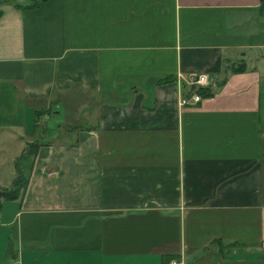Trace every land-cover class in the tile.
<instances>
[{"label": "crops", "instance_id": "crops-1", "mask_svg": "<svg viewBox=\"0 0 264 264\" xmlns=\"http://www.w3.org/2000/svg\"><path fill=\"white\" fill-rule=\"evenodd\" d=\"M27 2H0V183L56 126L0 264H264V0Z\"/></svg>", "mask_w": 264, "mask_h": 264}, {"label": "trees", "instance_id": "trees-1", "mask_svg": "<svg viewBox=\"0 0 264 264\" xmlns=\"http://www.w3.org/2000/svg\"><path fill=\"white\" fill-rule=\"evenodd\" d=\"M5 1H8V0H0V2H5ZM39 1L41 0H28L27 2L28 4H25V5H34ZM11 2L14 6H18V7L24 6V4L21 5V3H16L14 1H11ZM169 79H170L169 76H165L159 79V81H165ZM206 86L208 85H203V86H199L196 88V90L199 92L201 96L204 91L203 88ZM74 127H75L74 125H71V128H74ZM66 128L68 127L66 126ZM38 145H39V142L37 138L26 141L22 149L18 152L17 155H15V157L12 160L14 176L11 178L10 187L8 188L4 187L0 189V202L3 199L21 197L24 187L27 183V178H28L30 167H31L32 158L37 150ZM169 257H171V255H169Z\"/></svg>", "mask_w": 264, "mask_h": 264}, {"label": "built area", "instance_id": "built-area-1", "mask_svg": "<svg viewBox=\"0 0 264 264\" xmlns=\"http://www.w3.org/2000/svg\"><path fill=\"white\" fill-rule=\"evenodd\" d=\"M264 5V2H263ZM211 82L206 72H190L185 80V88L179 97V103L194 104L201 99V95L196 90L197 87L208 85ZM167 264H178L177 259L170 258Z\"/></svg>", "mask_w": 264, "mask_h": 264}, {"label": "rangeland", "instance_id": "rangeland-1", "mask_svg": "<svg viewBox=\"0 0 264 264\" xmlns=\"http://www.w3.org/2000/svg\"><path fill=\"white\" fill-rule=\"evenodd\" d=\"M53 109H55V108L51 107L50 109L46 110L47 113L45 112V114H47V116H49V119H48V117L44 119L45 116L44 117H41L39 123L35 122L36 124L30 126V130L31 131L35 130L36 133L38 134V133H40V130H39L40 127L39 126H42L43 125L42 124L43 120H44L46 126L49 125V127H47L48 128V131H47L48 133H45L44 132L43 134L36 135V137L38 139L45 140V139L52 138L53 135L50 134L52 132L50 129L52 128L51 127L52 125L53 126L54 125L56 126V123L54 122L55 117L53 116V111H52ZM81 120H84V119H81ZM38 124H39V126H38ZM64 131L66 133H68V129L66 128V126L65 127H62L61 129H59V131H57V136H58L59 140L60 139H65V138L67 139L68 138V137H65V136L63 137V135L66 134V133H64ZM19 143H17V141H14L13 140V142H12V149L8 152V154H10L19 145ZM5 156L6 155H4V157ZM13 176H14V174H11L10 175V178H12ZM10 181H11V179L9 181H7L6 183H0V189H2L4 187H6V188L10 187V185H11Z\"/></svg>", "mask_w": 264, "mask_h": 264}]
</instances>
